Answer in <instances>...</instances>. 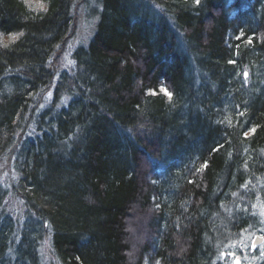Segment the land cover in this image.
<instances>
[{"label": "trees", "instance_id": "1", "mask_svg": "<svg viewBox=\"0 0 264 264\" xmlns=\"http://www.w3.org/2000/svg\"><path fill=\"white\" fill-rule=\"evenodd\" d=\"M77 1L0 0V161L17 158L19 202L16 222L0 210V264H216L217 227L248 228L223 197L264 178V0H97L60 73Z\"/></svg>", "mask_w": 264, "mask_h": 264}, {"label": "rangeland", "instance_id": "2", "mask_svg": "<svg viewBox=\"0 0 264 264\" xmlns=\"http://www.w3.org/2000/svg\"><path fill=\"white\" fill-rule=\"evenodd\" d=\"M84 1H87L85 8L86 13L82 12V10L80 9L84 8L83 3H80ZM99 9L100 7L97 0H78L76 2V6H74L73 12L76 21H78V27H76L77 37L67 45L64 44L65 42H63V45L61 44L63 48L61 47L57 49V60L54 58V62L58 64L60 73H70L73 70L75 61L72 58V55L77 49H79L80 47H85L89 42L91 36L94 33V25L97 20L96 14L98 13ZM67 100L68 99L64 98L61 102V105L67 104ZM47 105H49V102L43 104L44 107H47ZM16 161L17 158L15 156L12 158V165H10L9 162L6 163L4 159H1L0 161L2 162L0 163V170L2 168H6L5 165L9 168L10 172L12 168V173H8L7 170L0 174V197H4L2 202L0 203L4 207L0 210L5 209L4 212L7 213L9 217L11 216L15 222L16 219L14 218L17 214L14 213V211H17L18 208L12 209V207H17L19 202L17 199L16 201H13L11 199L12 193H10V185H8L7 187L4 183H7L8 178H10L13 179L12 183L13 185H15L18 179L17 174H15ZM185 167L186 164L182 166V168L177 166L176 171H180ZM173 172L175 171H171V175L165 172L162 174L161 180L165 188H167L168 186H172V181L174 179ZM234 179L235 178L232 175V178H230V180ZM223 199L226 200V203L228 204L226 206L224 214L229 219L232 217L233 219H235L236 217H238V215H241V219H246L247 223L245 227L248 228L241 232L238 235V238L234 237L233 239L229 240L230 238H232V235L228 236L227 234H224V230L220 229L219 225L217 227V233L220 235L219 239L223 241V244H217L215 248L212 249V251H214L215 253L213 263L233 264V261L238 258L239 264H264V242L260 246H257L255 249L251 248V243L256 236H261L264 238V215H262V213H264V178L260 182L253 183L251 185L248 183V181H246V179H243L237 190L235 192H232L231 194H228V196L225 195ZM17 221L20 224L23 219L19 216ZM249 228H252V230H250ZM33 233L38 234V230L34 229ZM214 236L216 237L215 233ZM41 244L40 247L42 246L43 253H45L46 250L49 251V244L47 243L46 239L43 240ZM230 252H234L236 254L235 257L228 256V253ZM52 259L54 262L55 258L53 257ZM45 260L51 263L50 260ZM55 263L58 264L57 261H55L54 264Z\"/></svg>", "mask_w": 264, "mask_h": 264}, {"label": "snow or ice", "instance_id": "3", "mask_svg": "<svg viewBox=\"0 0 264 264\" xmlns=\"http://www.w3.org/2000/svg\"><path fill=\"white\" fill-rule=\"evenodd\" d=\"M196 3H197V5L200 3V0H196ZM40 7H41V9L42 10H46V9H44V6L41 4L40 5ZM9 36H10V38H11V41H15L16 40V36L15 35H12V34H8ZM19 35H23V33L21 32V33H19ZM242 35L243 34H241V36H237L236 37V39H241L242 38ZM252 41H253V38L252 37H249L248 39H247V44H249V45H251L252 44ZM3 47H5V48H7L8 47V44H3ZM229 63L230 64H233V63H235V61H232V60H230L229 61ZM244 76H245V78H247V76H248V73H245L244 74ZM160 91L166 96V97H168L169 99H171V93L170 92H168L166 89H164V88H161L160 89ZM152 95H155L156 93L155 92H153V93H151ZM256 131V129L255 128H252V129H250L249 130V132H246L245 133V136H247V135H249L250 133H254ZM207 162H205V164L203 165V167L204 168H207ZM189 183H192V181H189ZM262 215H264V213H262ZM262 241H264V238H259L258 240H253L252 241V244H251V247L253 248V249H255L256 247H257V244L259 243V242H262ZM235 253L234 252H230V253H228V256H230V257H235ZM233 264H239V259L238 258H236L234 261H233Z\"/></svg>", "mask_w": 264, "mask_h": 264}, {"label": "water", "instance_id": "4", "mask_svg": "<svg viewBox=\"0 0 264 264\" xmlns=\"http://www.w3.org/2000/svg\"><path fill=\"white\" fill-rule=\"evenodd\" d=\"M259 238H263V237H261V236H256L253 240H258ZM263 242L264 241H262V242H259L258 244H257V246H260L261 244H263ZM252 244V243H251ZM252 248V247H251ZM253 249V248H252Z\"/></svg>", "mask_w": 264, "mask_h": 264}]
</instances>
